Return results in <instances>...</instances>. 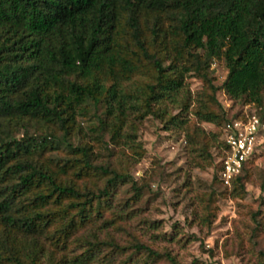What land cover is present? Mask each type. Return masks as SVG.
Masks as SVG:
<instances>
[{
  "label": "trees",
  "instance_id": "1",
  "mask_svg": "<svg viewBox=\"0 0 264 264\" xmlns=\"http://www.w3.org/2000/svg\"><path fill=\"white\" fill-rule=\"evenodd\" d=\"M216 59L228 69L221 86L214 83ZM190 75L204 84L195 97ZM220 89L264 108V0H0V264H43L47 242L66 249L71 239L87 248L81 256L88 262L102 247L125 250L80 234L128 177L96 165L90 146L70 141L90 104L105 106L100 130L135 146L128 111L164 117L195 101L201 121L233 120ZM61 147L74 155L63 165L46 156ZM248 162L232 180L236 192H245ZM220 169L215 179L224 184ZM68 170L75 179L61 177ZM103 176L96 190L78 184ZM134 247L182 264L171 252ZM102 262L95 264H108Z\"/></svg>",
  "mask_w": 264,
  "mask_h": 264
},
{
  "label": "rangeland",
  "instance_id": "2",
  "mask_svg": "<svg viewBox=\"0 0 264 264\" xmlns=\"http://www.w3.org/2000/svg\"><path fill=\"white\" fill-rule=\"evenodd\" d=\"M212 69L214 83L221 86L228 74L224 60L216 59ZM186 83L193 97L204 87L193 75L186 77ZM217 95L233 120L253 114L264 118V108L253 102L235 100L224 89ZM196 108L192 101L188 111L171 108L164 117L150 114L143 118L128 111L126 128L134 129L135 146L115 142L109 130H100L99 117L106 118L104 105L90 104L78 116V126L70 137L73 145L90 146L96 165L128 176L118 182L109 203L102 205V216L80 234H88L94 242L113 240L125 250L119 255L102 247L88 262L81 256L87 248L79 239H71L66 249L47 242L43 264L102 260L108 264H170L166 258L155 260L137 251L134 246L138 243L171 252L182 264H264V130L247 164L245 192H236L232 184L215 179L224 146H215V140L216 144L223 141L226 124L201 121ZM188 135L195 140L190 141ZM46 156L55 157L61 165L74 157L64 147L48 151ZM73 171L61 177L73 180ZM106 178L88 177L78 184L96 190L105 186Z\"/></svg>",
  "mask_w": 264,
  "mask_h": 264
},
{
  "label": "built area",
  "instance_id": "3",
  "mask_svg": "<svg viewBox=\"0 0 264 264\" xmlns=\"http://www.w3.org/2000/svg\"><path fill=\"white\" fill-rule=\"evenodd\" d=\"M220 179L225 185L243 170L245 163L255 154L259 136L264 130V120L256 114L229 121L224 126Z\"/></svg>",
  "mask_w": 264,
  "mask_h": 264
}]
</instances>
